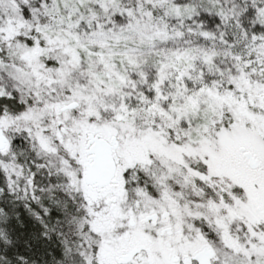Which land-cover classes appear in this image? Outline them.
Returning a JSON list of instances; mask_svg holds the SVG:
<instances>
[{
    "label": "snow or ice",
    "instance_id": "snow-or-ice-1",
    "mask_svg": "<svg viewBox=\"0 0 264 264\" xmlns=\"http://www.w3.org/2000/svg\"><path fill=\"white\" fill-rule=\"evenodd\" d=\"M0 264H264V0H0Z\"/></svg>",
    "mask_w": 264,
    "mask_h": 264
}]
</instances>
